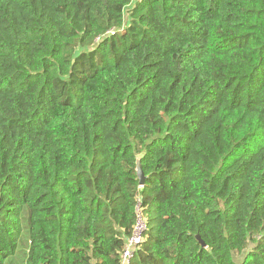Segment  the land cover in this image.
<instances>
[{
  "label": "trees",
  "instance_id": "1",
  "mask_svg": "<svg viewBox=\"0 0 264 264\" xmlns=\"http://www.w3.org/2000/svg\"><path fill=\"white\" fill-rule=\"evenodd\" d=\"M137 206L129 264H264V0H0V264H121Z\"/></svg>",
  "mask_w": 264,
  "mask_h": 264
},
{
  "label": "built area",
  "instance_id": "2",
  "mask_svg": "<svg viewBox=\"0 0 264 264\" xmlns=\"http://www.w3.org/2000/svg\"><path fill=\"white\" fill-rule=\"evenodd\" d=\"M136 222L131 232V235L127 237L125 247L121 253V264H129L132 259L136 247L142 240L143 232L146 228V222L141 215L139 206L135 208Z\"/></svg>",
  "mask_w": 264,
  "mask_h": 264
},
{
  "label": "water",
  "instance_id": "3",
  "mask_svg": "<svg viewBox=\"0 0 264 264\" xmlns=\"http://www.w3.org/2000/svg\"><path fill=\"white\" fill-rule=\"evenodd\" d=\"M141 158H142V154L136 155V168H135V170H136V176L138 179V184L140 187H142L144 185V180H145V177L142 173V169L140 166V159ZM196 239L201 244V246H204V243L200 240V237L198 235H196Z\"/></svg>",
  "mask_w": 264,
  "mask_h": 264
},
{
  "label": "rangeland",
  "instance_id": "4",
  "mask_svg": "<svg viewBox=\"0 0 264 264\" xmlns=\"http://www.w3.org/2000/svg\"><path fill=\"white\" fill-rule=\"evenodd\" d=\"M22 255H23V239H22V244H21L19 251H18V254H17L18 258L15 260V264L19 262V260L22 258ZM242 256L234 257V261L236 262V264H239V262L242 259Z\"/></svg>",
  "mask_w": 264,
  "mask_h": 264
}]
</instances>
